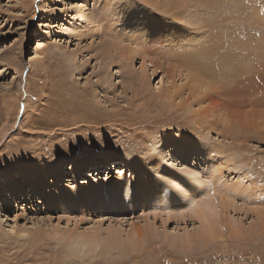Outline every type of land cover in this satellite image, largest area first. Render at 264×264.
Segmentation results:
<instances>
[{
    "label": "rangeland",
    "instance_id": "rangeland-1",
    "mask_svg": "<svg viewBox=\"0 0 264 264\" xmlns=\"http://www.w3.org/2000/svg\"><path fill=\"white\" fill-rule=\"evenodd\" d=\"M163 2L196 7L211 29L177 23ZM175 2L0 0V264H264V106L243 103L264 95L253 73H264V0ZM145 20L153 38L182 28L199 69L165 72L179 65L170 44L130 36L147 37ZM134 45L151 51L146 84L141 57H120ZM149 61L164 71L152 76ZM212 97L238 119L230 132L208 119ZM124 159L130 167L116 166ZM97 163L95 183L86 172ZM130 236L142 237L133 253ZM80 237L101 252L72 253Z\"/></svg>",
    "mask_w": 264,
    "mask_h": 264
},
{
    "label": "bare ground",
    "instance_id": "bare-ground-1",
    "mask_svg": "<svg viewBox=\"0 0 264 264\" xmlns=\"http://www.w3.org/2000/svg\"><path fill=\"white\" fill-rule=\"evenodd\" d=\"M36 1V0H35ZM165 1H168V0H165ZM182 1H184L183 3H185L186 4V1L187 0H182ZM192 2L191 3H194V2H196V4H198V5H204L205 4V6H206V4L208 5V4H211L212 2H214V0H191ZM216 1V0H215ZM33 3H35V2H33ZM175 3H177V5H179V9H182V7H181V4L178 2V0H177V2H175ZM216 3V2H215ZM135 5V4H134ZM161 6H158V9H160L161 10V12L162 13H164V14H169V16H171V17H173V19H175L176 21H177V23L178 22H182L184 19H188V20H184L187 24H189V26L191 25V26H194L195 25V23H197L198 24V26H200V30L201 29H203V30H207V29H211V27H208L207 26V24H206V21H204V19L201 17V15L199 14V12H195L194 11V8H196V7H192L193 9V11H189V8L187 9V11L185 12V13H183V11H179L178 12V10H176V9H174V8H172V7H170V5L168 4V3H165V2H163V4H160ZM187 5V4H186ZM218 5H219V3H218ZM196 6V5H195ZM209 6V5H208ZM41 7V6H40ZM176 8V7H175ZM214 9V8H213ZM213 9H211V10H213ZM215 10V9H214ZM42 11V10H41ZM258 12V11H257ZM35 14V13H34ZM260 14V13H259ZM261 15V14H260ZM255 16V15H254ZM167 17V16H166ZM264 14L262 15V21H263V23H264ZM261 18V17H260ZM112 19V18H111ZM226 21H228V20H226ZM253 21V20H252ZM143 22V21H142ZM184 22V23H185ZM203 23L207 26H203ZM161 24V23H160ZM159 24V25H160ZM186 24V25H187ZM143 25H144V28H143V31H145V33H146V35H147V37L146 36H139L137 33H134V34H130V36L132 35V36H134V37H136V36H138L137 38L139 39V42H145L146 44H149V43H152L153 41H156V42H153V43H160V44H162V43H168V44H170L169 46L171 47V49H170V51L171 52H169V54L167 55V58L171 61V62H173V61H177L178 62V64L179 65H177V66H175L174 68H171V69H169L168 71L166 70L165 72H167V73H170L171 72V74L172 75H178V73H179V75H180V72H178V69H180V68H183V67H185V71H187V70H189V69H192V68H194V69H196V70H198L199 69V67H200V65H199V63H193L192 62V59H193V57H197L198 55H199V53L195 56V53L193 52L194 50H191L192 48H193V45L194 44H192V39H189L187 36H184V31L182 30V28L180 29H172V30H170V32H168L167 34H166V36H164L165 34H163V36H158V37H156V38H153L152 36H156V33H158L159 31H158V29H157V27L155 28V23H154V21H151V20H145L144 21V23H143ZM183 25V24H182ZM262 25V24H261ZM163 26V25H162ZM206 27V28H205ZM159 28V27H158ZM262 28V27H261ZM157 29V30H156ZM161 29H164V28H162L161 27ZM183 29H185V28H183ZM163 31H165V30H163ZM141 33V32H140ZM126 35V34H125ZM170 37H172V39H170ZM43 38V36L40 38V39H42ZM208 38V37H207ZM206 38V36L205 37H202L201 39H200V41H202V42H204L203 40H208L209 41V39H207ZM160 41V42H159ZM42 44V43H41ZM188 44H190L188 47H186ZM150 45H152V44H150ZM135 46V48H133L132 49V51L130 50V54H120V57H122V58H128L129 57V59H128V62L129 63H133L135 60H136V58H138V57H141V59L143 60V62H142V66H141V71H140V73H139V81H140V83H141V85L142 84H146L148 81H149V79H150V77L147 75V73H148V69H147V64H146V66H145V63H146V61H144L145 59H146V55H145V53L146 52H148L149 54H150V52H149V50H147L146 51V48H143L142 46H140V47H138V45H134ZM228 47V45L226 46V47H224V48H227ZM180 48H183V49H180ZM186 49H188V50H186ZM225 50V49H224ZM244 51V50H243ZM178 52H180L181 54H178ZM147 53V54H148ZM148 54V55H149ZM158 54V53H157ZM130 55V56H129ZM145 55V56H144ZM152 55V54H151ZM204 55L206 56V57H209V53L207 52V50H206V52L204 53ZM224 57H227V55L228 54H226V50L224 51ZM131 57V58H130ZM149 57V56H148ZM152 57V56H151ZM166 57V56H165ZM230 57V56H229ZM264 59V58H263ZM225 59H223V61H224ZM229 60V59H228ZM155 61V60H154ZM225 61H227V60H225ZM254 61V60H253ZM262 61H264V60H261V62ZM150 62V65H151V67H153V74H152V76H156L157 75V73L158 72H162V71H164V70H160V64H158V63H155V62H152V61H149ZM229 62V61H228ZM213 63L215 64V62H214V59H213ZM224 63V62H223ZM254 63H256L255 61H254ZM263 63V62H262ZM227 64V63H226ZM264 65V64H263ZM169 66V65H168ZM171 66H174L173 64H171ZM213 67H215V66H213ZM230 70V69H229ZM244 70V69H243ZM241 71V70H240ZM253 73H256V74H261V75H263L262 76V78H261V80H260V82H261V84H263L262 83V80L264 79V73H261V70L259 69V68H257V71H254ZM228 74V73H227ZM252 75V74H251ZM208 77V76H207ZM197 78H198V80H199V86H200V88H199V90H202V91H208V92H211L212 94H217L218 95V98H219V93L217 92V89H215L216 87H217V84H216V82H214V80L212 79V80H210V81H206V79H204L205 81H202L201 79V77H199V76H197ZM260 78V77H259ZM207 80H209V79H207ZM249 80V79H248ZM257 83V82H256ZM257 87H258V85H257ZM158 88H159V90L161 91V86H159V84H158ZM246 88V87H245ZM262 89H264V85H262ZM251 95V94H250ZM259 95V94H258ZM247 96H249V95H245L244 96V100H243V103H244V105H248V106H253V107H262V106H264V95L263 96H260V97H257V99L256 100H254V101H248L250 98H246ZM218 98H215V97H212V98H210L211 100H210V103H209V106L210 107H212V109H210V112L213 114V112H214V114H213V117H212V114L211 113H206L207 115H209L208 116V119H211V118H214V120H215V118H216V121L217 122H220V124H221V128L220 129H223V130H227V131H229L230 130V127L231 126H235L236 127V125L237 124H239V121H238V119L237 118H233V114H231L230 112H223V113H217V111H218V109H221V107H219V106H221V102L220 101H218L217 99ZM260 98V99H259ZM242 103V104H243ZM219 107V108H218ZM239 115V114H238ZM235 117V116H234ZM212 121L213 120H207V124L205 123V125H207V127H206V133H216V131H217V129L218 128H216V129H214L213 127L214 126H216L214 123H212ZM197 123V122H196ZM231 125V126H230ZM197 127L199 128H202L203 127V125L202 124H198L197 123ZM232 129H233V127H232ZM199 130H201V129H199ZM222 130V131H223ZM226 132V131H225ZM230 132V131H229ZM222 133H224V132H222ZM220 134V133H219ZM227 134V133H226ZM235 144V143H234ZM164 153V152H163ZM108 163V162H107ZM119 163V162H118ZM130 162H129V160L128 159H124V160H122L121 161V163L120 164H117L116 166H119V167H121V168H123V167H130ZM114 165H115V162H113V163H108V166L110 167V170L112 171L113 169H114ZM129 165V166H128ZM217 168H215L214 169V171L212 172L214 175V180H218L219 178H221L222 177V167L220 166V165H218V166H216ZM224 168V167H223ZM88 169V166H84L83 167V170H87ZM95 169V170H94ZM116 169V168H115ZM101 170H102V164H96V167H94L93 166V168H92V172H90L89 170H87V175L89 176V179H93V181L95 180V176H97V174H99L100 175V173H101ZM109 170V169H108ZM107 170V173H108V175H110L111 173L109 172ZM189 171H191V170H189ZM121 172V171H120ZM192 173H194L195 174V172L192 170L191 171ZM98 175V176H99ZM123 177V176H122ZM123 180V178H119V182H121ZM98 181V180H97ZM240 181V180H239ZM95 183H98V182H96V181H94ZM238 182V181H237ZM241 182V181H240ZM240 182H238L237 184H240L241 186H245V184H243L242 185V183H240ZM253 182V181H252ZM122 183H125L124 182V180H123V182ZM253 183H255V182H253ZM102 184V183H101ZM118 184V183H117ZM255 184H257V183H255ZM119 185H121V183L119 184ZM239 185V186H240ZM250 185V184H249ZM98 187H99V184L97 185ZM105 186V185H104ZM140 186V185H139ZM187 186V185H186ZM199 186V185H198ZM235 186H237V185H235ZM238 186V187H239ZM241 186H240V188H241ZM246 186H247V184H246ZM245 186V187H246ZM85 187V186H84ZM121 187V186H120ZM123 187V186H122ZM81 188V187H80ZM102 188H103V186H102ZM105 189H106V187H104ZM84 189V188H83ZM124 189V188H123ZM263 189V188H262ZM97 190V189H96ZM247 190H249V188L247 189ZM258 190H259V187H258ZM85 191V190H84ZM88 191V190H87ZM86 191V192H87ZM105 191V190H104ZM148 192V191H147ZM257 192V191H256ZM260 192H262V190L260 191ZM264 192V191H263ZM78 193V192H77ZM82 193V192H81ZM81 193H79V194H81ZM89 193V192H88ZM228 193V192H227ZM83 194V193H82ZM81 194V198H83V195ZM122 194V193H121ZM146 194V193H145ZM156 195V194H155ZM158 195V194H157ZM122 196V195H121ZM78 197V196H77ZM87 197V196H86ZM133 197V196H132ZM160 198V197H159ZM127 200V201H126ZM129 201V202H128ZM130 201H131V199H128V196H126L125 197V199H123L122 201H121V205H124V206H126V202H128V205H129V203H130ZM147 201V200H146ZM83 202V201H82ZM117 203V202H116ZM208 203H210V202H208ZM228 203V202H227ZM262 204V203H261ZM198 205V204H197ZM210 205H213L212 207H208V210L209 211H211V210H214V208H215V205L214 204H209V206ZM82 207H84V205H82ZM202 206H200V205H198L197 206V209H196V211H195V213H196V215H199V218H201V217H206L207 215H205L203 212H202ZM263 209V208H262ZM204 210V209H203ZM169 214V213H168ZM261 215V214H260ZM21 234H23V235H25V236H27L25 233H21ZM138 243H142V237L141 236H139V237H136V236H130L129 238H128V240H127V242H126V245L127 246H129V249H130V251L133 253V252H136L135 250H137V249H139L140 247L139 246H141V245H139L138 246ZM101 245H102V242L101 241H94V240H90V239H84L83 237H80V238H75V239H73L72 240V243H71V247H70V251L72 252V253H76V255H79L81 252H83V256L86 254V253H88V254H91V253H93V252H98V251H100V248H101ZM113 247H123V246H121L119 243H117V242H114V243H112L111 244ZM139 247V248H138ZM125 248H126V246H125ZM101 252V251H100ZM109 254V253H108Z\"/></svg>",
    "mask_w": 264,
    "mask_h": 264
},
{
    "label": "snow or ice",
    "instance_id": "snow-or-ice-1",
    "mask_svg": "<svg viewBox=\"0 0 264 264\" xmlns=\"http://www.w3.org/2000/svg\"><path fill=\"white\" fill-rule=\"evenodd\" d=\"M189 176H191L193 179H195V180H197V181H199V177L198 176H196L194 173H189L188 174ZM194 207H195V205H194Z\"/></svg>",
    "mask_w": 264,
    "mask_h": 264
}]
</instances>
